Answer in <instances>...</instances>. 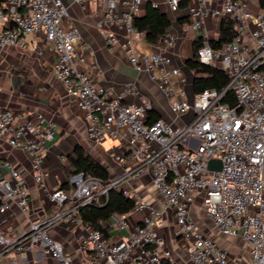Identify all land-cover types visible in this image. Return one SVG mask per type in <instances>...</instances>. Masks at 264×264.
<instances>
[{
    "label": "built area",
    "instance_id": "2783aa9c",
    "mask_svg": "<svg viewBox=\"0 0 264 264\" xmlns=\"http://www.w3.org/2000/svg\"><path fill=\"white\" fill-rule=\"evenodd\" d=\"M74 2L102 3L105 13L98 27L107 44L122 45L136 69L146 70L167 96H178L171 103L176 116L193 110V117L182 125L163 117L149 122L148 97L139 94L138 101H128L130 95L138 94L134 83H128L119 93L96 83L92 74L79 66L85 60L76 55L82 34L75 25L65 27L70 8L64 0H6V4L0 0V48L24 47L26 35L43 30L58 53L56 77L71 102L89 119L88 138L96 143L126 138L128 154H117L115 159L122 165L128 159L134 161L123 174L108 182L84 171L73 172L69 178L71 191L59 187L49 193L57 207L51 217L32 222L17 238L0 231V255L8 250L37 249L61 264H73L49 229L69 220L81 207L101 203L114 188L134 199L137 210L147 209L149 214L119 241L110 240L101 230L84 222L88 234L83 244L92 248L97 260L105 264H177L170 251L161 247L163 238L155 231L167 210H172L182 249L195 264H229L230 252L191 215L192 205L201 199L214 228L226 237L241 236L249 246L250 264H264V13L254 15L248 0H222V11L209 7L208 0H191L188 9L195 27L202 28L206 18L223 13L235 21L237 33L221 47L215 48L208 38L197 47L198 59L204 64L219 65L230 80L224 88L206 89L189 101L185 91L171 83L172 76L181 70L172 67L170 55L162 51L140 55L134 49V42L144 36L134 25L143 0ZM166 4L172 11L180 9V0H166ZM248 20H255V28L249 34ZM174 39L169 35L166 40L172 44ZM230 91L235 105L224 101ZM55 131L56 124L51 120L0 106V139L26 152L34 179L42 187L48 176L44 158ZM212 159L221 160L220 170L210 168ZM144 174H151L164 208L140 201L136 191L122 187L127 177ZM13 202L28 210L27 179L12 161L0 159V210H8ZM115 220L117 228H130L126 215L116 216Z\"/></svg>",
    "mask_w": 264,
    "mask_h": 264
},
{
    "label": "crops",
    "instance_id": "0c3cea01",
    "mask_svg": "<svg viewBox=\"0 0 264 264\" xmlns=\"http://www.w3.org/2000/svg\"><path fill=\"white\" fill-rule=\"evenodd\" d=\"M64 1L70 8L69 16L64 20L65 27L75 25L82 34V41L76 47L77 57L85 58L84 62L79 63L81 69L92 74L96 83L112 88L117 93L123 91L128 83H134L138 88V94L130 95L128 101H138L139 94H144L151 102L150 109L155 110L159 117L178 125L187 122L184 117L175 116L171 109L172 101L178 96H167L150 78L146 70L136 69L129 59L126 48L122 45L107 44L104 33L98 27V22L105 13V6L102 3L90 2L82 5L74 0ZM1 2L6 4V0ZM248 2L249 10L254 15L264 13L260 0H248ZM155 3H158V8L168 15L172 26L157 44L147 42L143 36L134 42V49L140 55L156 51L170 55L172 67H178L181 70L179 74L172 76L171 83L178 90H184L186 98L193 101L197 93L194 89V81L200 74L197 75L190 68L188 60L195 57L196 45L199 46L203 39L208 38L211 41L219 38L221 22L225 15L220 13L217 16H210L206 18L202 28H197L192 24L188 7L172 11L166 4V0H143L138 16L145 15L148 4ZM208 6L222 11L223 2L208 0ZM254 28L255 20H248V34ZM169 35L175 37L172 44L166 40ZM24 40V47L0 48V106L22 111L30 117L42 116L46 120H51L56 124V131L55 139L50 142L44 158V165L48 171L45 187L36 183L31 159L26 152L12 146L6 139H0V159H9L26 176L30 192V204L27 211L14 202L8 210H0V231L12 238L24 234L32 222L49 218L57 211L56 205L49 198L52 190L66 184L63 188L71 191L69 178L72 174V164L69 156L77 145L83 146L88 153L103 163L111 177L123 174L134 162L128 159L127 164L122 165L115 159L117 154H128L129 146L126 138H112L103 143H96L88 138L89 119L71 102L65 86L56 77L54 68L58 61V53L53 44L47 40L45 32L42 30L28 34ZM121 185L123 188L136 191L140 201L147 202L155 208H164V200L154 186L151 174L135 178L127 177ZM192 206L195 211L197 207H202V202L198 203L197 200ZM147 214H149L147 209H134L123 214L127 216L130 223L128 229L117 228L116 216L123 215H114L108 225V238L119 241L129 236ZM192 217L195 219L194 215ZM198 224L207 232L200 223ZM155 231L159 237L163 238L161 247L170 251L172 259L177 264H195L182 249L172 210H167L163 222L155 226ZM216 232L219 234H213V232L210 235L221 247L230 252L232 259L229 264L251 263L249 246L241 236L226 237L219 231L216 230ZM49 233L64 246L73 264H105L104 261L94 257L91 247H85L83 244V238L88 234V230L80 212H75L69 220L65 219L52 226ZM244 254L247 256L245 261L242 259ZM0 264H61V262L40 250L33 249L22 252L5 251L0 255Z\"/></svg>",
    "mask_w": 264,
    "mask_h": 264
},
{
    "label": "trees",
    "instance_id": "16d2710c",
    "mask_svg": "<svg viewBox=\"0 0 264 264\" xmlns=\"http://www.w3.org/2000/svg\"><path fill=\"white\" fill-rule=\"evenodd\" d=\"M190 0H180L179 7L185 9L189 6ZM260 5L264 8V0H260ZM134 25L144 33V38L151 44H157L164 37L172 26V22L167 14L163 13L153 4H148L147 12L143 16H136ZM235 21L225 16L221 22L220 36L211 40L215 47H221L225 42L231 40L236 35ZM196 45L195 57L188 60V65L195 71L197 76L194 81L195 91L201 92L206 89H222L229 83V75L220 67L204 64L198 59ZM231 105L236 104L233 92H228L224 99ZM149 122L155 121L159 115L155 110H149ZM72 164V173L84 171L86 174L96 176L104 182L111 179L107 167L99 160L88 153L81 145H77L74 152L69 156ZM63 184L61 187H65ZM137 203L131 197L123 194L122 190L111 189L108 197L102 199L101 203H90L80 208L81 218L85 223L91 224L94 228L101 230L106 237H109V224L114 215H123L136 209Z\"/></svg>",
    "mask_w": 264,
    "mask_h": 264
},
{
    "label": "rangeland",
    "instance_id": "374dc122",
    "mask_svg": "<svg viewBox=\"0 0 264 264\" xmlns=\"http://www.w3.org/2000/svg\"><path fill=\"white\" fill-rule=\"evenodd\" d=\"M193 113H194L193 110H191L187 112L186 114H184L183 116H177V117H180V118L184 117L185 120L189 121L193 117ZM200 201L201 199H198V203ZM193 209L194 207L192 206L190 211H191V214L194 215L197 223H200L207 230L208 233L214 232L213 234H219L218 232H216L211 219L208 217L203 207H197V210L195 211H193ZM233 245L237 247H241L240 245H237V244H233ZM243 256L244 257L242 259L245 261L247 259V256L246 254H244Z\"/></svg>",
    "mask_w": 264,
    "mask_h": 264
},
{
    "label": "water",
    "instance_id": "95a60500",
    "mask_svg": "<svg viewBox=\"0 0 264 264\" xmlns=\"http://www.w3.org/2000/svg\"><path fill=\"white\" fill-rule=\"evenodd\" d=\"M211 169H218L220 170L222 168V162L220 159H212L209 164Z\"/></svg>",
    "mask_w": 264,
    "mask_h": 264
}]
</instances>
